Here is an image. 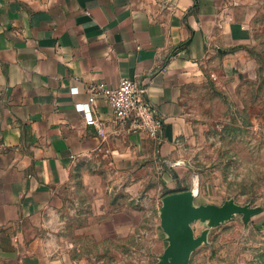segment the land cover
Returning a JSON list of instances; mask_svg holds the SVG:
<instances>
[{"label":"crops","instance_id":"crops-1","mask_svg":"<svg viewBox=\"0 0 264 264\" xmlns=\"http://www.w3.org/2000/svg\"><path fill=\"white\" fill-rule=\"evenodd\" d=\"M255 2L0 0V264H77L63 262L51 238L72 179L99 161L128 178L177 161L186 92L252 45ZM122 79L148 88L161 140L117 125L104 97L89 104L91 85ZM114 202L100 220L113 229L101 235L108 246L125 240L120 218L134 214ZM252 222L264 226V211Z\"/></svg>","mask_w":264,"mask_h":264},{"label":"rangeland","instance_id":"rangeland-1","mask_svg":"<svg viewBox=\"0 0 264 264\" xmlns=\"http://www.w3.org/2000/svg\"><path fill=\"white\" fill-rule=\"evenodd\" d=\"M252 26L249 48L215 61L206 79L187 90V132L177 161L149 163L133 178L99 161L72 179L63 225L52 227L63 262L157 264L167 246L162 200L179 190H194L197 205L234 200L264 207V0L255 2ZM114 201L132 205L134 214L120 218L126 223L119 229L125 240L108 246L101 235H111L113 229L101 230L100 220L114 209ZM193 227L200 236L208 226L197 222ZM191 264H264V226L245 224L243 216H236L211 229L209 243L192 255Z\"/></svg>","mask_w":264,"mask_h":264},{"label":"water","instance_id":"water-1","mask_svg":"<svg viewBox=\"0 0 264 264\" xmlns=\"http://www.w3.org/2000/svg\"><path fill=\"white\" fill-rule=\"evenodd\" d=\"M196 197L194 190H187L163 198L160 219L168 245L157 264H191L192 255L209 243L211 229L231 222L236 216H243L244 223L250 224L264 211L262 207L242 206L234 200L222 206L197 205ZM197 222L208 226L200 236H196L193 227Z\"/></svg>","mask_w":264,"mask_h":264},{"label":"built area","instance_id":"built-area-1","mask_svg":"<svg viewBox=\"0 0 264 264\" xmlns=\"http://www.w3.org/2000/svg\"><path fill=\"white\" fill-rule=\"evenodd\" d=\"M89 104L95 102L96 96L104 97L113 110L115 123L127 127L131 133H143L154 140H161L164 121L148 100V88L139 81L122 79L115 88L104 83L91 85ZM88 125L96 121L84 116ZM103 136V129H100Z\"/></svg>","mask_w":264,"mask_h":264},{"label":"trees","instance_id":"trees-1","mask_svg":"<svg viewBox=\"0 0 264 264\" xmlns=\"http://www.w3.org/2000/svg\"><path fill=\"white\" fill-rule=\"evenodd\" d=\"M182 191H186V190H179V191H176V192H182ZM176 192H172V193H176Z\"/></svg>","mask_w":264,"mask_h":264}]
</instances>
